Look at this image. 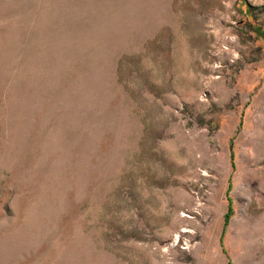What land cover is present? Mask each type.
<instances>
[{"label": "rangeland", "instance_id": "374dc122", "mask_svg": "<svg viewBox=\"0 0 264 264\" xmlns=\"http://www.w3.org/2000/svg\"><path fill=\"white\" fill-rule=\"evenodd\" d=\"M0 264H264V0H0Z\"/></svg>", "mask_w": 264, "mask_h": 264}]
</instances>
